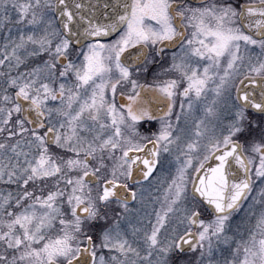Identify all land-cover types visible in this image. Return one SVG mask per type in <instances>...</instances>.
<instances>
[{"label":"snow or ice","instance_id":"snow-or-ice-1","mask_svg":"<svg viewBox=\"0 0 264 264\" xmlns=\"http://www.w3.org/2000/svg\"><path fill=\"white\" fill-rule=\"evenodd\" d=\"M0 34V264H264V0H0Z\"/></svg>","mask_w":264,"mask_h":264},{"label":"rangeland","instance_id":"rangeland-1","mask_svg":"<svg viewBox=\"0 0 264 264\" xmlns=\"http://www.w3.org/2000/svg\"><path fill=\"white\" fill-rule=\"evenodd\" d=\"M3 44V39H2V34H0V46H2ZM162 193V189L160 192H157L155 191L154 189H149L148 191L145 192V196H148L149 194H151L152 196H158V195H161ZM136 208H140L141 206L140 205H134ZM156 208H159V204H156L155 205ZM145 213H151V215H145ZM140 217H142L143 219V224L145 226H148L150 227L149 225V220H151L152 222L155 221V214L153 212V204L152 203H147L146 206L144 208H142L140 210V213H139ZM133 222L135 223L136 222V215L134 214L133 216ZM236 222H239V217H237V220L234 221V223Z\"/></svg>","mask_w":264,"mask_h":264},{"label":"flooded vegetation","instance_id":"flooded-vegetation-1","mask_svg":"<svg viewBox=\"0 0 264 264\" xmlns=\"http://www.w3.org/2000/svg\"><path fill=\"white\" fill-rule=\"evenodd\" d=\"M179 109L177 108V111H178ZM145 127H147V125L145 126Z\"/></svg>","mask_w":264,"mask_h":264}]
</instances>
